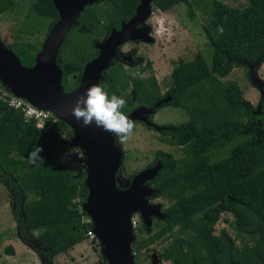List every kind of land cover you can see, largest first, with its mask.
<instances>
[{
    "label": "trees",
    "instance_id": "obj_1",
    "mask_svg": "<svg viewBox=\"0 0 264 264\" xmlns=\"http://www.w3.org/2000/svg\"><path fill=\"white\" fill-rule=\"evenodd\" d=\"M180 1L190 4L188 0H151V10L164 11ZM139 2L95 0L83 6L55 58L65 91L78 84V80L66 84V74L81 73L84 64L97 55L96 43L134 15ZM15 4V0H0V8ZM210 5L208 22L203 25L213 48L210 65L197 51L191 59L172 65L168 85L161 91L149 59L140 63L132 56V62L145 71L132 74L126 65L130 63L116 55L98 80L109 93L127 99L126 114L167 96L161 105L179 106L188 115L180 123L159 127L140 121L158 132L160 140L179 146L182 155L157 149L145 166L159 158L160 168L147 182L151 195L170 202L161 209L163 217H157L151 233L133 241L134 260L141 248L168 236L170 241L159 258L172 264H253L259 259L255 247L264 246V81L255 76L264 61V0H247L244 6L210 0ZM26 17L35 28L48 21L47 35L58 12L52 0H31ZM42 42L36 46L28 40L16 41L9 48L29 66ZM234 65H244L259 90L256 106L243 98L234 81L221 80ZM151 114L148 118L153 121ZM68 129L54 115L37 126L34 119H25L21 110L0 100V183L10 194L19 237L43 264H53L55 255L86 239L91 229L80 207L88 193L86 165L72 167L58 158L70 149ZM232 140L221 156L220 150ZM34 147L43 148L42 165L27 160ZM222 213L232 216L235 237L225 227L214 231ZM142 227L148 226L143 223ZM243 233L250 240L242 239L237 246L235 238ZM101 263L107 264L106 259Z\"/></svg>",
    "mask_w": 264,
    "mask_h": 264
},
{
    "label": "water",
    "instance_id": "obj_2",
    "mask_svg": "<svg viewBox=\"0 0 264 264\" xmlns=\"http://www.w3.org/2000/svg\"><path fill=\"white\" fill-rule=\"evenodd\" d=\"M94 1L52 0L58 18L45 36L32 65H23L19 57L0 41V81L15 95L38 108L51 111L70 127L72 137L68 145L78 146L86 161L85 185L88 193L82 202V209L90 217L91 231L101 244L102 255L107 264H136L132 251L135 234L130 219L137 211L143 223L149 226L151 216L163 217L160 204L148 202L152 189L147 184V180L160 168V161L158 159L153 165L137 171L127 185L121 186L118 171L123 152L115 137L94 126L81 127L70 113L76 97L98 83L124 41L154 40L149 34L150 26L145 24L151 13V0H140L134 15L120 28H112L96 43L97 55L84 64L77 86L65 91L61 82L63 72L56 62V54L83 6ZM166 100L167 96L150 106L139 105L127 115L133 121L159 127L149 120L148 115ZM151 257L150 264H158L161 260L156 252H152Z\"/></svg>",
    "mask_w": 264,
    "mask_h": 264
},
{
    "label": "rangeland",
    "instance_id": "obj_3",
    "mask_svg": "<svg viewBox=\"0 0 264 264\" xmlns=\"http://www.w3.org/2000/svg\"><path fill=\"white\" fill-rule=\"evenodd\" d=\"M15 1L14 8H0V41L7 47L16 41L23 40H28L38 46L40 41H43L46 36L45 30L48 21L44 20L45 24L40 28L33 27L30 23L31 20L26 17L31 0ZM188 1L190 4L180 1L164 11L159 9L151 10L150 15L145 20V24L150 26L149 34L154 37L152 42L142 39H128L118 47L125 54L133 53L137 62L144 63L145 59L151 61V68L158 80L161 91H164L168 85L169 73L173 64L191 59L197 51L201 52L207 65H210L211 62L213 48L203 30V25L208 22L210 0ZM223 1L235 6L247 4V0ZM137 62H130V64L126 65L129 66L128 68L132 74L144 75L145 71L140 70ZM80 74L78 72L66 74L65 83H73L79 79ZM255 76L264 81V61L256 68ZM221 80L234 81L239 86L243 98L253 106L257 105L260 92L253 85V81L244 65H234L226 75L221 77ZM44 110L49 111L47 109ZM151 115L152 120L157 124L180 123L188 118L187 112L183 108L170 104L160 105ZM42 120V117H38L35 121L41 124ZM135 123L136 128L127 142L119 143L115 139L123 152L118 171L121 186L127 185L133 173L145 168L153 159L157 149L169 150L177 157L182 155L179 146L160 140L158 132L146 127L140 121ZM71 133V129L65 131L66 136ZM233 142L234 140L227 143L220 150L222 151L221 156L227 153ZM58 158L64 160L72 167H77L78 159L69 153V150L59 155ZM10 199L8 190L0 183V264H43L38 253L19 237ZM160 201L163 202V205L168 203L167 200H161L159 197H157L155 202L159 203ZM80 207L82 208V204ZM224 217L227 219L224 220ZM131 218L136 220V226L133 228L136 239L144 237L153 230V227L151 231L149 229L145 230L140 225L139 220L141 217L137 214V211L132 213ZM83 219L90 220V217L84 215ZM231 223L232 216L229 213H222L216 222L214 231L217 232L219 228L225 227L230 233L234 232L235 234ZM170 238L168 236L157 240L144 250H138L139 256H145V254L147 255V253L151 252L158 253L170 241ZM242 239L250 240V235L243 233L236 236V243L239 245ZM144 258L141 257L140 262L142 264L148 263L149 260ZM103 259L101 244L90 229L86 239L74 244L67 251L55 255L52 263L102 264ZM136 264L139 263L136 262ZM158 264H172V262L170 260H160Z\"/></svg>",
    "mask_w": 264,
    "mask_h": 264
},
{
    "label": "clouds",
    "instance_id": "obj_4",
    "mask_svg": "<svg viewBox=\"0 0 264 264\" xmlns=\"http://www.w3.org/2000/svg\"><path fill=\"white\" fill-rule=\"evenodd\" d=\"M222 31V29H221ZM127 99L115 93H109L102 83L91 85L84 93L76 97L71 106V116L81 127L94 126L115 137L119 143H125L132 136L136 123L126 113ZM80 151V148H75ZM42 147H34L27 160L33 165H42Z\"/></svg>",
    "mask_w": 264,
    "mask_h": 264
},
{
    "label": "built area",
    "instance_id": "obj_5",
    "mask_svg": "<svg viewBox=\"0 0 264 264\" xmlns=\"http://www.w3.org/2000/svg\"><path fill=\"white\" fill-rule=\"evenodd\" d=\"M0 100L4 101L8 106H12L15 109L21 110L25 119L32 118L36 120L38 117H42V119L44 120L48 116L53 115L52 112L46 111L43 108H38L37 106L29 102L27 99L15 95L7 87H5L1 83V81H0ZM43 120L41 124L35 121L36 125L41 127L43 125ZM77 147L78 146L70 147L69 153L76 156V158L78 159L77 167L86 165L85 157L83 156L81 150L80 151L75 150V148ZM130 221L132 228H134L136 226V220L134 218H131Z\"/></svg>",
    "mask_w": 264,
    "mask_h": 264
},
{
    "label": "flooded vegetation",
    "instance_id": "obj_6",
    "mask_svg": "<svg viewBox=\"0 0 264 264\" xmlns=\"http://www.w3.org/2000/svg\"><path fill=\"white\" fill-rule=\"evenodd\" d=\"M141 24H138V26H140ZM116 55H119L120 57H121V59L123 60V61H127V62H132L133 61V59H132V56H133V53H131V52H129V53H123L121 50H119V49H117V54ZM127 57V58H126ZM258 104H259V100H258ZM153 159H154V157H153ZM152 159V160H153ZM157 159H159V158H157ZM156 159V160H157ZM151 160V161H152ZM131 179V178H130ZM147 184L149 185V183L147 182ZM157 197H159V198H161V200L163 199H165V200H167L168 201V203L170 202V200L169 199H167V198H162V197H160V196H155V195H151V196H149L148 197V202L149 203H152V202H155L156 201V199H157ZM160 203V206H161V209L162 208H164L167 204H165V205H163L162 203V201H160L159 202ZM137 214L140 216V213L139 212H137ZM141 217V216H140ZM140 225H142L143 224V222H142V219L140 218ZM156 223H157V217L156 216H151V222H150V225L148 226V227H145L144 229L146 230H150L151 231V229H152V227L154 226V225H156ZM227 229V228H226ZM151 233V232H150ZM150 233H148V234H146L144 237H147V235H149ZM230 233V232H229ZM233 237H235V234H234V232L233 233H230ZM143 237H140V238H135L134 237V240H137V241H139L140 239H142ZM236 239V238H235ZM133 240V241H134ZM160 240V239H159ZM235 243H236V241H235ZM236 245L238 246V244L236 243ZM147 246H145L144 248H141V251L142 250H144L145 248H146ZM161 251V250H160ZM160 251L157 253V255L159 256L160 255ZM254 251H255V253L257 254V256L259 257V259H256V260H254V263L253 264H264V246H263V249L261 248V249H258V247H255V249H254ZM143 252H145V251H143ZM152 253V252H151ZM151 253H147V255L145 254V256H139V253L137 252V254H136V257H135V262H137V263H139V264H142L141 262H140V260H141V257H145L144 259H148L149 260V262L148 263H144V264H150L151 263ZM161 260H164V259H162V258H160Z\"/></svg>",
    "mask_w": 264,
    "mask_h": 264
}]
</instances>
